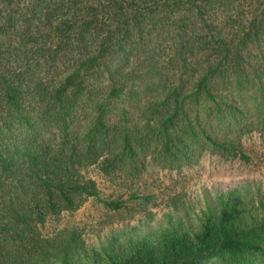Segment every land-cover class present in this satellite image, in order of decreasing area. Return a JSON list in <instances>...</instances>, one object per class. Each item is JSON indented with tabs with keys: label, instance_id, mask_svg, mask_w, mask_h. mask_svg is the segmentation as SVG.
<instances>
[{
	"label": "trees",
	"instance_id": "16d2710c",
	"mask_svg": "<svg viewBox=\"0 0 264 264\" xmlns=\"http://www.w3.org/2000/svg\"><path fill=\"white\" fill-rule=\"evenodd\" d=\"M251 132L264 140V0H0V264H264V193L236 187L100 248L43 230L91 196L125 206L88 166L248 160Z\"/></svg>",
	"mask_w": 264,
	"mask_h": 264
},
{
	"label": "rangeland",
	"instance_id": "374dc122",
	"mask_svg": "<svg viewBox=\"0 0 264 264\" xmlns=\"http://www.w3.org/2000/svg\"><path fill=\"white\" fill-rule=\"evenodd\" d=\"M242 140L248 160L225 159L205 153L197 163L180 169L163 168L148 162L135 179L106 175L97 166H88L84 173L96 180L100 197L123 198L125 206L118 210L108 209L91 196L73 211L65 210L50 216L43 230L49 232L63 226H76L89 248H100L111 237L117 238L120 234L156 232L165 227L169 219L192 218L193 213H186L188 208L182 209L183 206L198 211L206 203L215 204L216 194L220 191L236 187L252 196L256 191L262 194L264 140L257 132L245 135ZM134 192L151 195V199L147 203L138 202L130 198Z\"/></svg>",
	"mask_w": 264,
	"mask_h": 264
}]
</instances>
